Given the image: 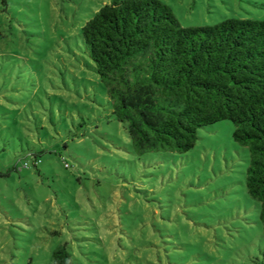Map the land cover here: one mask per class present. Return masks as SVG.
<instances>
[{"label":"rangeland","instance_id":"374dc122","mask_svg":"<svg viewBox=\"0 0 264 264\" xmlns=\"http://www.w3.org/2000/svg\"><path fill=\"white\" fill-rule=\"evenodd\" d=\"M160 1L184 28L264 21V0ZM108 2L0 0V264L62 244L75 264H264L232 123L185 154L133 153L79 40Z\"/></svg>","mask_w":264,"mask_h":264},{"label":"trees","instance_id":"16d2710c","mask_svg":"<svg viewBox=\"0 0 264 264\" xmlns=\"http://www.w3.org/2000/svg\"><path fill=\"white\" fill-rule=\"evenodd\" d=\"M79 40L135 155L185 154L199 129L234 125V142L249 152L245 186L264 230V21L184 28L160 0H109ZM52 264H75L67 244Z\"/></svg>","mask_w":264,"mask_h":264}]
</instances>
